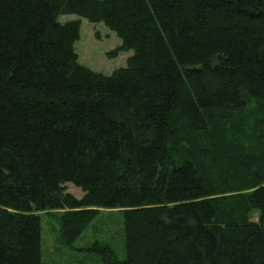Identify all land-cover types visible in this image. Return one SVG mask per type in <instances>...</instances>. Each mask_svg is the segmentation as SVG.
I'll return each mask as SVG.
<instances>
[{"label": "trees", "instance_id": "obj_1", "mask_svg": "<svg viewBox=\"0 0 264 264\" xmlns=\"http://www.w3.org/2000/svg\"><path fill=\"white\" fill-rule=\"evenodd\" d=\"M63 15L126 67L81 65ZM100 210L102 264H264V0H0V264H41L40 213L72 247Z\"/></svg>", "mask_w": 264, "mask_h": 264}, {"label": "rangeland", "instance_id": "obj_2", "mask_svg": "<svg viewBox=\"0 0 264 264\" xmlns=\"http://www.w3.org/2000/svg\"><path fill=\"white\" fill-rule=\"evenodd\" d=\"M80 20L79 40L74 44L78 62L105 76L115 70L125 68L132 51L112 53L121 46V40L102 23L93 24L75 15L59 17L60 23ZM66 192L81 198V189L67 183ZM40 263L41 264H102L100 257L93 250L94 245H107L123 260L124 226L119 210H100L95 220L84 230L72 247L64 245L59 236L57 214L40 213ZM256 220V219H254Z\"/></svg>", "mask_w": 264, "mask_h": 264}]
</instances>
